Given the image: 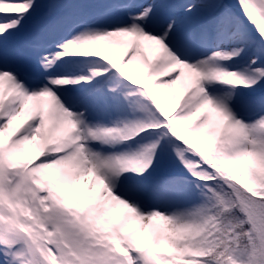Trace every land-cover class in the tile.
Listing matches in <instances>:
<instances>
[{"label": "snow or ice", "instance_id": "1", "mask_svg": "<svg viewBox=\"0 0 264 264\" xmlns=\"http://www.w3.org/2000/svg\"><path fill=\"white\" fill-rule=\"evenodd\" d=\"M0 264H264V0H0Z\"/></svg>", "mask_w": 264, "mask_h": 264}]
</instances>
